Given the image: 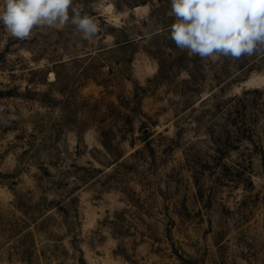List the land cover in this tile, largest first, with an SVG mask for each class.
I'll return each instance as SVG.
<instances>
[{"label":"rangeland","instance_id":"rangeland-1","mask_svg":"<svg viewBox=\"0 0 264 264\" xmlns=\"http://www.w3.org/2000/svg\"><path fill=\"white\" fill-rule=\"evenodd\" d=\"M142 1L0 22V264H264V53L189 56Z\"/></svg>","mask_w":264,"mask_h":264},{"label":"clouds","instance_id":"clouds-1","mask_svg":"<svg viewBox=\"0 0 264 264\" xmlns=\"http://www.w3.org/2000/svg\"><path fill=\"white\" fill-rule=\"evenodd\" d=\"M170 39L189 56L201 59L264 53V0H170ZM74 0H3L0 22L17 39H26L34 27L63 26L69 22L94 37L99 22ZM71 12V15H70Z\"/></svg>","mask_w":264,"mask_h":264},{"label":"trees","instance_id":"trees-1","mask_svg":"<svg viewBox=\"0 0 264 264\" xmlns=\"http://www.w3.org/2000/svg\"><path fill=\"white\" fill-rule=\"evenodd\" d=\"M156 1H157V4H164L165 3L164 1H161V0H156ZM165 1L167 2V4L170 3V0H165ZM149 3H150V1L147 0V1H142L140 4H149ZM149 5L153 6V3H150ZM168 7H170V6L168 5ZM246 132H247L246 129H243L242 130V133H246Z\"/></svg>","mask_w":264,"mask_h":264}]
</instances>
